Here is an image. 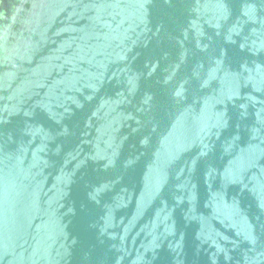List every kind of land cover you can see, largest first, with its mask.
Here are the masks:
<instances>
[{
  "label": "water",
  "instance_id": "water-1",
  "mask_svg": "<svg viewBox=\"0 0 264 264\" xmlns=\"http://www.w3.org/2000/svg\"><path fill=\"white\" fill-rule=\"evenodd\" d=\"M0 264H264V0H0Z\"/></svg>",
  "mask_w": 264,
  "mask_h": 264
}]
</instances>
